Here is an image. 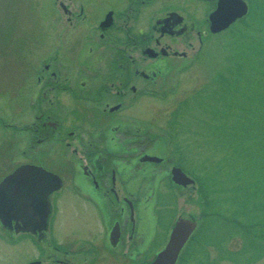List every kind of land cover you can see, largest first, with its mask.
Instances as JSON below:
<instances>
[{
	"label": "rangeland",
	"instance_id": "1",
	"mask_svg": "<svg viewBox=\"0 0 264 264\" xmlns=\"http://www.w3.org/2000/svg\"><path fill=\"white\" fill-rule=\"evenodd\" d=\"M83 1L96 10L95 0ZM247 1L251 10L204 38L199 52L195 35L189 37L194 48L185 38V45L177 39L179 49L195 57L183 62L177 58L172 64L166 85L171 93L142 96L137 111L118 113L125 117L120 119L134 116L141 135L150 134L152 148L169 158L153 165L149 178L154 188L140 191L143 221L150 222L155 233L149 253L166 244L178 218L197 221V228L204 223L188 242L182 264H264V0L253 6ZM61 2L69 6L70 0H0V179L38 153L28 151L23 128L37 113L31 107L37 74L52 63L56 49L64 50L60 32L69 26ZM117 4L99 2L101 9ZM168 5L201 24L208 8L200 0H156L141 17ZM53 144L39 145L37 151L54 153ZM131 147L124 144L125 151ZM174 164H181L196 182L175 184L170 173ZM146 179L140 174L142 187ZM70 201L61 196L56 222L65 242L97 230L83 226L76 210L66 211ZM38 247L30 235L9 240L0 228V264H26L37 256Z\"/></svg>",
	"mask_w": 264,
	"mask_h": 264
},
{
	"label": "flooded vegetation",
	"instance_id": "2",
	"mask_svg": "<svg viewBox=\"0 0 264 264\" xmlns=\"http://www.w3.org/2000/svg\"><path fill=\"white\" fill-rule=\"evenodd\" d=\"M155 1L118 0L116 6L101 9L100 0H95L96 10L83 0H70L69 6L59 3L69 26L60 32L64 50L56 49L52 63L37 74L36 98L31 100L37 113L23 130L28 133V151L38 152L27 163L58 174L62 187L51 194L46 226L43 221L36 232L15 220L6 225L0 220L7 239L30 235L36 240L37 256L26 264H149L160 251H148L155 233L151 223L143 221L140 191L154 188L149 178L153 165L169 158L152 148L150 134L141 135L134 116L120 119L125 117L118 113L137 111L142 96L172 92L166 86L172 64L177 58L183 62L195 57L179 49L177 39L185 45V38L194 48L189 37L195 35L199 52L204 38L212 35L209 15L220 0H200L208 7L202 24L171 5L142 18ZM51 141L54 153L37 151ZM126 143L132 145L130 150H124ZM140 174L148 178L144 187ZM64 195L71 197L66 211L76 210L78 220L96 227L95 233L61 240L56 222Z\"/></svg>",
	"mask_w": 264,
	"mask_h": 264
},
{
	"label": "water",
	"instance_id": "3",
	"mask_svg": "<svg viewBox=\"0 0 264 264\" xmlns=\"http://www.w3.org/2000/svg\"><path fill=\"white\" fill-rule=\"evenodd\" d=\"M248 12L244 0H220L210 14L211 30L219 32L229 27ZM173 180L184 186L194 180L180 167L172 169ZM62 186V179L46 168L35 164H22L0 182V219L3 225L9 220L25 224L36 232L37 226L49 214L50 196ZM42 213L41 211H44ZM38 213V216H37ZM39 214H41L40 218ZM197 227V221L179 218L172 228L167 244L149 264H176L181 249ZM37 263V262H34ZM33 264V263H32Z\"/></svg>",
	"mask_w": 264,
	"mask_h": 264
},
{
	"label": "trees",
	"instance_id": "4",
	"mask_svg": "<svg viewBox=\"0 0 264 264\" xmlns=\"http://www.w3.org/2000/svg\"><path fill=\"white\" fill-rule=\"evenodd\" d=\"M254 1H255V4L258 2V0H254ZM205 211H207L206 208H205ZM208 216H209V213H208V212H205V214H204L203 217L207 219ZM203 225H204V223H203ZM203 225H202V226H203ZM202 226H201V228L199 229V231L202 230V228H203ZM199 231L195 234V236L199 233ZM183 261H184V260H183ZM183 261L181 262V264L183 263Z\"/></svg>",
	"mask_w": 264,
	"mask_h": 264
}]
</instances>
